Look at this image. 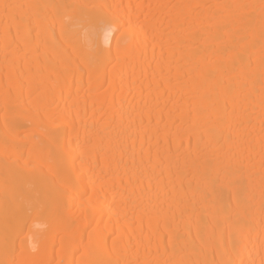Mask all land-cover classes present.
I'll return each mask as SVG.
<instances>
[{"label":"bare ground","instance_id":"bare-ground-1","mask_svg":"<svg viewBox=\"0 0 264 264\" xmlns=\"http://www.w3.org/2000/svg\"><path fill=\"white\" fill-rule=\"evenodd\" d=\"M0 264H264V0H0Z\"/></svg>","mask_w":264,"mask_h":264},{"label":"snow or ice","instance_id":"snow-or-ice-1","mask_svg":"<svg viewBox=\"0 0 264 264\" xmlns=\"http://www.w3.org/2000/svg\"><path fill=\"white\" fill-rule=\"evenodd\" d=\"M5 7H8V6H5Z\"/></svg>","mask_w":264,"mask_h":264}]
</instances>
